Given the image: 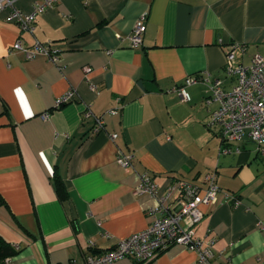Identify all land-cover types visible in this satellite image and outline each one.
<instances>
[{
	"label": "crops",
	"instance_id": "1",
	"mask_svg": "<svg viewBox=\"0 0 264 264\" xmlns=\"http://www.w3.org/2000/svg\"><path fill=\"white\" fill-rule=\"evenodd\" d=\"M40 1L13 7L30 13ZM9 11L0 9V236L15 254L0 264H85L90 250L149 225L157 199L134 193L141 173L162 189L185 180L202 193L214 171L218 202L199 205L195 237L212 242L214 264H264V156L247 132L231 145L239 151L220 153V133L207 127L219 103L205 102L204 84L185 86L187 100L170 90L202 73L230 90L226 52L244 64L264 57V0H54L31 32L6 21ZM144 12L134 49L128 36ZM17 39L50 43L58 58L26 59L10 51ZM68 90L72 99L54 108ZM86 105L104 129L93 132ZM118 150L133 153L132 168L116 163ZM146 264L201 263L176 244Z\"/></svg>",
	"mask_w": 264,
	"mask_h": 264
},
{
	"label": "built area",
	"instance_id": "2",
	"mask_svg": "<svg viewBox=\"0 0 264 264\" xmlns=\"http://www.w3.org/2000/svg\"><path fill=\"white\" fill-rule=\"evenodd\" d=\"M15 0H0V9H10L5 20L16 23L21 30L33 29V22L37 14L44 12L54 0H42L35 3L30 13L13 7ZM147 12L142 13L136 20L131 33L128 36L131 48H138L142 45L143 35L146 30ZM235 45H233L234 47ZM14 50L22 51L26 59L41 53L55 62L58 58V50L50 43L35 41L31 46H26L22 40L17 41L11 47ZM224 72L227 77H233L235 82L230 90L223 88L220 78H210L208 73L199 76H190L185 79L183 85L170 90H178L182 100H187L188 95L185 86L202 83L205 85V102L217 101L219 106L212 113L208 128L216 127L220 133L222 147L221 154L239 151L233 149V142L242 139L247 132L255 143L260 155L264 156V57L254 55L248 64L237 62L233 49L226 52ZM74 92L68 90L62 97L55 100L54 108L68 103ZM84 117L94 119L93 132L104 129L101 116L94 115L86 105ZM118 108L109 110L115 113ZM44 113V117L47 116ZM111 140L117 135L111 133ZM133 153L117 151L116 163L122 168L133 167ZM205 188L201 189L194 183L177 180L169 183L164 189L159 187L147 172L141 173L140 181L134 193L149 194L157 199V205L152 207L150 212L149 225L142 231L133 233L124 239L118 240L112 247L102 251H89L85 256V264H109L124 257H132L137 264H146L158 253L172 245H184L196 253L201 264H214L212 258V242L210 240L195 237L194 227L202 219V212L199 205H214L218 202L220 189L216 183V172H209L205 175ZM172 196V202L168 199Z\"/></svg>",
	"mask_w": 264,
	"mask_h": 264
},
{
	"label": "trees",
	"instance_id": "3",
	"mask_svg": "<svg viewBox=\"0 0 264 264\" xmlns=\"http://www.w3.org/2000/svg\"><path fill=\"white\" fill-rule=\"evenodd\" d=\"M56 192L60 200H64L66 197V190L60 180H55ZM15 251L9 246V243L0 236V260H3L7 256H12Z\"/></svg>",
	"mask_w": 264,
	"mask_h": 264
}]
</instances>
